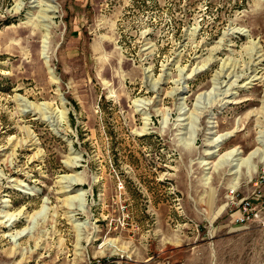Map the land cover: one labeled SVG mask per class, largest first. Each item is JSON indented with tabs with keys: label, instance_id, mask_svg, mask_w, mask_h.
Segmentation results:
<instances>
[{
	"label": "rangeland",
	"instance_id": "rangeland-1",
	"mask_svg": "<svg viewBox=\"0 0 264 264\" xmlns=\"http://www.w3.org/2000/svg\"><path fill=\"white\" fill-rule=\"evenodd\" d=\"M263 160L264 0H0V264H264Z\"/></svg>",
	"mask_w": 264,
	"mask_h": 264
},
{
	"label": "built area",
	"instance_id": "built-area-1",
	"mask_svg": "<svg viewBox=\"0 0 264 264\" xmlns=\"http://www.w3.org/2000/svg\"><path fill=\"white\" fill-rule=\"evenodd\" d=\"M261 183H264V176ZM260 192L261 190L254 191L252 195L240 201L241 209L236 218V223L241 225L257 223L264 227V199H262Z\"/></svg>",
	"mask_w": 264,
	"mask_h": 264
},
{
	"label": "bare ground",
	"instance_id": "bare-ground-1",
	"mask_svg": "<svg viewBox=\"0 0 264 264\" xmlns=\"http://www.w3.org/2000/svg\"><path fill=\"white\" fill-rule=\"evenodd\" d=\"M46 39H47V38H46ZM43 45H44V44H43ZM43 47H45V46H43ZM43 47H42V48H43ZM136 105H137V104H136ZM211 127H212V126H211ZM225 136H228V135L226 134ZM219 137H220V136H219ZM216 138H217V137H216ZM216 138H215V140H217ZM220 138H221L222 140H220V139L218 138V139L220 140L219 143H222L223 140H224L225 138H224L223 136H221ZM227 138H228V137H227ZM261 139H262V138H261ZM216 143H217V142H216ZM234 149H235V148H234ZM256 149H257V148H256ZM256 149H255V150H256ZM217 150H218V149H217ZM255 150H254V152H255ZM258 150H259V149H258ZM259 151H260V150H259ZM215 152H216V151H211L210 153H209V152H208V153H209V154H212V153H215ZM252 153H253V152H252ZM255 153H256V152H255ZM255 153H253V154H255ZM209 154H208V155H209ZM242 154H243V153H242ZM259 154H260V153H259ZM239 155H241V153H240L237 149H235V150H233V151H231V152L229 153V156H230V157H233V156H234V157H237V156H239ZM242 156H243V155H242ZM256 156H257V155H256ZM234 157H233V159H234ZM245 158H246V157H245ZM245 158H244V159H245ZM229 159H230V158H229ZM231 159H232V158H231ZM233 159H232V160H233ZM252 159H253V158H252ZM263 161H264V160H263ZM225 162H226V161H225ZM225 162H224V163H225ZM227 162H228V161H227ZM229 162H230V161H229ZM229 162H228V163H229ZM241 162H242V161H241ZM239 163H240V162H239ZM239 163H238V164H239ZM242 163H243V162H242ZM230 164H231V163H230ZM221 165H222V164H221ZM234 165H235V164H234ZM242 165H243V164H242ZM247 165H248V164H247ZM231 169H232V168H231ZM236 170H238V168H237ZM249 173H250V172H249ZM252 173H253V171H252Z\"/></svg>",
	"mask_w": 264,
	"mask_h": 264
}]
</instances>
